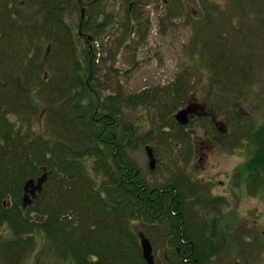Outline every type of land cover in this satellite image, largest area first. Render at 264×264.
<instances>
[{
  "label": "rangeland",
  "instance_id": "1",
  "mask_svg": "<svg viewBox=\"0 0 264 264\" xmlns=\"http://www.w3.org/2000/svg\"><path fill=\"white\" fill-rule=\"evenodd\" d=\"M20 2L21 0H12L10 11H13L10 12L12 16L9 18L13 21L12 25L17 27V31L23 30L28 34L35 30L45 33V37L41 35L45 43L39 55L41 61L46 56L43 66H34L37 64V56L35 50L29 47L28 52L24 54L27 63L24 68L27 74L30 71L31 76L38 73L37 81L43 82L45 77L48 81L44 83L51 85L50 88L55 87L52 101L48 103L43 93H36L35 88L31 86L29 93L25 95L26 104L28 108H33V101L37 97L44 103L46 111L52 110L50 118L54 115L63 118L48 121V115L41 117L24 112L21 94L13 90V87L2 85L1 80V99L14 105L17 112L7 106L5 111L0 110V121L3 117L6 118L10 125L7 128L16 130L14 126L21 127L23 134L48 142L55 137L65 138L66 129L76 132L81 128V132L86 136H93L90 120L84 123L80 114L81 110L86 109L85 104L81 103L96 100L94 95L87 92L81 95L84 91L83 82L89 77L98 90L105 109L121 108L120 118L125 125H130L133 121L134 128L142 137L147 132H152L148 143L159 158L154 169L149 168L144 143L140 142L131 149L126 141L125 153L140 167L145 181L149 184H163L168 177L167 166L170 157L175 160L177 167L181 163L177 159L178 151L173 148V143L161 141L162 137L165 139V133L159 138L158 130L166 128V133L175 136L179 125L173 117L188 100L206 101L208 109L218 117H230L231 125L236 127H264V0L96 1L91 10H85L84 20L93 25L92 30L88 32L93 31L92 36L96 39L91 54L87 52L86 39L77 32L81 18L78 0L60 1L62 10L59 25L53 17V4L51 8H46L43 1L34 6H22ZM131 2L135 5L130 11L128 8ZM82 6L85 7V1ZM45 11L49 12V15H46ZM54 32L60 35V48L56 50L51 47L50 52L45 54L47 46L53 42ZM14 40L18 41L16 37ZM11 50L22 54L18 44ZM90 60L93 61L92 76L88 69ZM1 67L5 70L10 66ZM38 88L41 91L45 86L36 84V90ZM136 96L140 99L139 106L131 103ZM236 97L237 105H233L232 99ZM78 100H81V103L74 104ZM238 106H241L242 116L238 114ZM41 110L42 107L37 109V115ZM245 112H250L252 116L246 118ZM76 116L79 118L76 119ZM199 123V119L194 118L193 122L190 121L186 126H196ZM4 127V124H0V129ZM64 142L70 150L78 148L71 141ZM46 157L49 158L50 155ZM86 158L87 156L84 157L85 162ZM89 159L90 163L94 161L93 158ZM47 169L50 170L48 167ZM40 174L41 171L38 175ZM27 179L28 177L19 186L23 188ZM15 198L17 193L6 198V201L9 203ZM243 206L249 209L248 213L251 210V218L255 217L257 210L261 211L259 216L264 213V203L261 204V201L256 199H247ZM33 215L34 213H31V216ZM240 216L241 221L238 223L243 225L244 221L249 222L245 218L250 215ZM196 223L193 221L190 227L194 229ZM117 224L124 222L100 220L103 227ZM257 224L252 225L255 237L260 236ZM11 228L8 223L0 224V264H74L72 260L62 257L68 253L63 250L60 253L58 242L45 235L37 233L33 236L34 248L31 250V247L25 246L23 242V246L15 245L19 237L14 236ZM138 228L142 229L146 236L154 238L152 241L157 247L156 241L164 239L163 227H158L161 237L156 236L153 228L143 227L141 222L134 221L135 233ZM124 234L108 232L99 243L101 246L112 247L116 253V263H122L124 260V264H134L133 259L138 249L132 242L127 243ZM27 236L24 238L28 239ZM162 244L163 242L160 245ZM16 246L18 249H15ZM11 250L18 253L19 260H9ZM162 253L161 250L160 256Z\"/></svg>",
  "mask_w": 264,
  "mask_h": 264
},
{
  "label": "flooded vegetation",
  "instance_id": "2",
  "mask_svg": "<svg viewBox=\"0 0 264 264\" xmlns=\"http://www.w3.org/2000/svg\"><path fill=\"white\" fill-rule=\"evenodd\" d=\"M42 1L21 0L19 4L34 6ZM60 1H51L53 2V17L58 25L61 19L62 5ZM84 1L85 7L82 6ZM96 1L100 0H78V3L81 9L91 10ZM11 5L12 0H0L2 11L0 14V66H10L5 69L6 72L4 67L0 68L2 71L0 72V81L3 80L1 81L2 85L13 87V90L21 94L24 112L32 113L33 116L46 117L50 110L46 111L44 103L38 100L35 92L43 93L48 102L51 85L44 83L48 81L45 77L43 82L42 80L37 81V79L31 81L35 88L36 99L33 101V108L31 107L30 112L25 99V95L29 92L26 85L30 82V71L27 74V70L24 68L27 66L24 54L28 52L29 47L35 50L37 56V64L34 66L39 68L43 66L42 63L46 56L41 61L39 55L45 43V33L35 30L30 33L31 36L23 30L17 31V27L12 25L13 21L9 20L12 16L10 12L13 11L12 9L10 11ZM134 5L135 3L131 2L128 9L131 11ZM92 28L91 23L84 21L82 31H77L79 36L86 39L89 54L95 48L96 42L92 36L93 31L88 32ZM15 37L18 41L14 40ZM51 43L47 46L45 54L50 52L51 47L56 50L60 48L61 39L57 32H54ZM16 44L20 46L22 53L20 55L19 52L11 50ZM36 84L44 85L45 88L41 91L40 88L36 90ZM54 88L53 86V90ZM90 89L92 92L94 91L93 87ZM186 95L188 96V92ZM231 95L229 96L231 97ZM94 98L97 101L96 110L93 114L94 121L97 124H102L99 140L110 146L109 148L112 150L110 164L114 168H118L116 170L118 173L120 171V176L133 190L131 191L132 195H128L138 200L140 198H157L158 200L160 211L158 213L161 215L159 218L161 220L156 219L158 221L153 222L150 228H153V232L158 237H161L158 227H163L165 232L162 233L164 239L156 241L158 247L152 241L154 238L149 235L154 264H264V213H260L261 216H259L261 211L257 210L255 217L251 218V210L248 213L247 210L249 209L243 206L247 199H256L261 201V204L264 203L261 200L264 199L263 126L236 127L231 125L230 117H218L212 110L208 109L205 105L206 101L192 102L188 100L189 103L187 101L184 107L189 110V122H193V119L196 118L200 121L199 125H181L175 120L179 125L178 133L175 136L166 133V128H163L162 131L158 130L159 138L162 137L163 132L165 133V139L162 137L163 140L160 139L161 141L173 143V148L178 151L176 156L181 165L177 167L174 163L175 160L170 157L167 166L169 168L168 177L163 181L164 183L149 184L142 178L141 169L137 163L128 153H125V142L127 141L131 149L140 142L145 144V149L150 146L157 163L159 158L156 157L152 145L148 143L149 138L152 137V132H147L143 135L144 137L140 136V133L134 128L135 123L132 121L130 125L128 123L125 125L120 114L103 112V115H97L103 110L104 105L99 93H95ZM237 99V97L232 99L233 105H237ZM139 105L135 104V106ZM6 106L16 112V107L2 100L0 96V110L5 111ZM39 107H42V110L37 115ZM238 107V114L242 116L241 106ZM245 114L246 118L252 116L250 112H245ZM205 122L208 125L205 126ZM0 124L10 127L4 117ZM5 127L0 130L5 129ZM14 127L16 129L21 128ZM103 132L106 133L105 137H101L105 134ZM89 158L92 159V155H88V161H90ZM149 168L154 169L150 167V162ZM131 169V175L125 177ZM97 172L95 177L97 182L102 180L107 183L108 178ZM11 202L10 200V205ZM145 206H147L146 203ZM136 211H140L139 205L136 206ZM240 214L242 216L250 215V217L245 218L249 222L244 221L243 225L238 223L241 221L239 219L241 218ZM154 216L156 214L152 213V217ZM135 221L140 223L139 219ZM193 221L197 222L194 229L190 227ZM256 223H258L257 228H259L260 236L255 237L252 225ZM139 230L140 228L134 233L137 235ZM136 242L142 254L139 238ZM162 242L163 244L160 245ZM155 247H157L156 250ZM161 250L163 255L160 256ZM141 256L143 258V255Z\"/></svg>",
  "mask_w": 264,
  "mask_h": 264
},
{
  "label": "trees",
  "instance_id": "3",
  "mask_svg": "<svg viewBox=\"0 0 264 264\" xmlns=\"http://www.w3.org/2000/svg\"><path fill=\"white\" fill-rule=\"evenodd\" d=\"M51 1L43 0L42 3L46 8L47 6L51 8L53 4ZM46 15H49V12ZM88 65L90 74V64L88 63ZM38 76L29 74L30 82L26 85L29 91L33 84L31 81L39 79ZM90 79L88 83L86 80L83 82L84 91L81 95H85V92L91 95L99 93ZM90 87L94 88L93 92ZM54 92L51 88L48 94L50 96L48 103L52 101L51 97L53 98ZM137 97H133V102L130 101L133 105L140 104L138 101L140 99ZM96 102L93 100L81 103V100H78L74 103L85 104L86 109L81 110L80 114L84 123H88L87 121L90 120L89 124L93 126L91 133L93 136H86L83 132L84 135L81 128L76 132L66 129L65 138L56 139L55 137L51 142H48L41 141L39 137L31 138L29 134H23L22 129L15 130L5 127L0 130L2 139L0 141V224L8 223L12 227L14 236L19 237L15 241V245L23 246V242L25 246L31 247L30 250L34 248L33 236L37 233L58 242L60 253L62 250L68 253L62 257L72 260L74 264L116 263L114 256L116 253L112 247L101 246L99 241L103 240V235L108 232H118L121 235L125 232L127 243L132 242L138 249L133 263L146 264L140 255L141 251L136 242L137 235L134 233L133 223L139 219L143 227H150L153 222L158 221L156 219L161 217L158 213L160 212L159 203L157 198H140L138 200L128 195L133 190L120 176V171L118 173L116 170L118 168H114L110 164L112 161L110 146L99 140L102 124H97L94 121ZM106 110L111 114L120 115L122 111L121 108L116 110L115 107H110V110L103 108L97 115H103V112H107ZM29 111L31 112V108ZM51 111L48 112L46 118L48 121L54 120V118L55 121L63 118V116L58 118L55 115L50 118ZM63 123L65 125V122ZM79 133L82 135H78ZM105 136L106 133L101 135V137ZM63 140L75 143L78 148L72 150L73 148L70 147V150ZM48 154L49 158L46 157ZM88 155H92L93 162L90 163L87 158L85 162L84 157H88ZM42 165L50 168L49 178L33 204L23 210L19 199L22 187L19 185L27 177H37ZM97 171L108 178L107 183L102 180L97 182L95 178ZM131 172L132 169L126 173L125 177L130 176ZM15 193H17V198L12 200L11 205L8 206V201L5 199ZM137 205L140 207L139 212L136 211ZM31 213L34 215L31 216ZM152 213H155L156 216L152 217ZM34 216L42 219H35ZM101 219H107L109 222L122 220L124 224L103 227L100 225ZM23 234L28 235V239L24 238ZM15 249L18 247L16 246ZM10 254L9 260L16 261L18 253L11 250ZM116 264H124V260L122 263Z\"/></svg>",
  "mask_w": 264,
  "mask_h": 264
},
{
  "label": "water",
  "instance_id": "4",
  "mask_svg": "<svg viewBox=\"0 0 264 264\" xmlns=\"http://www.w3.org/2000/svg\"><path fill=\"white\" fill-rule=\"evenodd\" d=\"M84 9H82V14H81V20H80V26H79V30L81 32L82 29V23L84 20ZM188 113L189 110L187 108L182 109L181 111L177 112V114L175 115V119L181 123V124H188ZM146 152L148 154L149 157V162H150V167L154 168V165L156 163V159L154 158L153 154H152V148L150 146L146 147ZM43 173L37 177V179L34 178H28L24 185H23V195L21 198V204H22V209H26L29 205L32 204V201L34 198H36L38 196L39 193L42 192V187L44 185V183L47 181L48 179V172H47V168L45 166L42 167ZM35 219H42V218H38L37 216H35ZM143 231H138V237L140 240V244H141V248H142V254L144 260L146 261L147 264H154V256L152 253V246L150 243L149 238L143 234Z\"/></svg>",
  "mask_w": 264,
  "mask_h": 264
}]
</instances>
